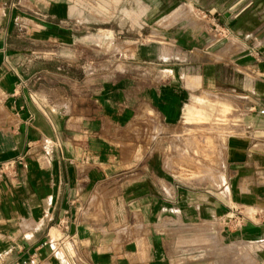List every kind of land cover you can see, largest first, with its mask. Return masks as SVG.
I'll return each instance as SVG.
<instances>
[{
	"label": "crops",
	"instance_id": "0c3cea01",
	"mask_svg": "<svg viewBox=\"0 0 264 264\" xmlns=\"http://www.w3.org/2000/svg\"><path fill=\"white\" fill-rule=\"evenodd\" d=\"M144 1L139 20L149 26L152 0ZM129 2L115 3L113 22H94L89 13L104 10L100 0H0V163L17 161L13 175H0V264H184L172 253L183 235L236 241L264 264L261 47L234 50L208 38L193 17L159 40H142L134 26L138 5ZM262 26L243 22L229 39L245 43L252 34L264 43ZM29 44L63 50L48 57L56 65L47 95L40 69L30 67L41 50ZM79 59H95L97 67L86 75L96 77L95 87L81 80L85 93L77 98L67 88L77 82L71 77ZM202 90L228 95L238 130L226 135L219 183L209 178L204 187L205 177L175 179L165 147L177 135V107L199 109ZM190 96L193 103L181 104ZM43 139L52 140L46 150ZM194 163L201 173L202 161ZM236 206L240 223L217 228ZM175 234L182 237L171 244Z\"/></svg>",
	"mask_w": 264,
	"mask_h": 264
},
{
	"label": "rangeland",
	"instance_id": "374dc122",
	"mask_svg": "<svg viewBox=\"0 0 264 264\" xmlns=\"http://www.w3.org/2000/svg\"><path fill=\"white\" fill-rule=\"evenodd\" d=\"M104 1L109 5H105ZM118 1L121 6L130 3V0H117L116 2L112 0H100V7L104 10L100 9L98 13L97 11H94V13L90 12L88 20L94 22L97 20H111L114 18L112 17L114 14L112 8L115 3L118 4ZM143 2L146 1L136 0L138 5L135 12L137 15V22L134 23L136 30L141 32L140 35L142 40H159L163 31L167 28L180 26L182 25V21L189 19L190 22L200 20V25L203 27L204 31L207 32L208 38H215L222 44L232 45V47L235 48L234 50H236L238 46H240V50H242V47L246 45L248 48L256 45L261 47V51L264 54V48H262L263 42H256V40L251 39L250 37H252V34L248 36L249 38H243L245 37L244 35L237 34L238 37L243 38L245 43L239 40L229 39L233 37L232 34L235 32L233 30L243 26V22L260 24L264 27V0H152V12L147 14V25L149 26H145L144 24ZM188 6L191 8H188ZM98 14H100L99 18H97ZM139 15H143L141 19L142 22L139 20ZM191 17L195 19L192 21ZM119 18L123 19L122 23L124 20L128 21V17L123 11H121ZM110 22H113V19ZM150 26L153 27L151 35L145 31V29L150 30ZM93 32H95V30H93ZM261 35H264V28H262ZM28 46L31 49L35 48L41 50V53L37 54L40 55V58L31 61L30 67L34 70L40 69V82L44 86L43 94L47 95L51 83L49 74L51 69L56 65L53 64L54 62L49 60L48 57L50 53H53V55L54 53L59 54L63 53V50L58 48L57 51H55V47L53 46V49H51L50 45L29 44ZM116 50H120V46H116ZM93 52H96V50H93ZM247 53H252L251 49H248ZM63 62L64 61L61 60L57 61V65L60 69L66 67ZM96 67L95 59L83 60V62L81 59L74 61L73 68L77 70V77L71 78L77 82L73 83V88L71 85V88H67V94L77 98L81 93L84 94V84L83 86L80 85L81 80L86 83L88 81L85 86L88 85L90 89H93L95 86L92 82L96 81V77L94 75H86L93 71L95 72ZM101 71L104 72L105 68ZM63 75L64 73L61 72V75L57 76V83L63 92H65L64 88L67 80ZM102 78L106 77L100 76V79ZM204 91L205 90H202L200 93H197L198 95L200 94L201 98L204 100L199 104L200 112L198 111L192 114L187 111L188 107H185L186 111L184 109V112H182L179 106L177 107V113L181 115L179 128L177 129V133H175L177 135L172 137L168 144L165 145L168 154L172 155H169V164L173 168L172 174L175 176V179L193 183L192 178L202 177L203 179V177H205L206 180L204 179L201 182V186L203 187L204 185L209 186L211 183L209 182V178L219 183V165L225 146L226 135L236 134L238 131L236 130L237 126L231 125L232 123H236L235 120L237 119V115L232 110V102L228 95L223 91L213 93L208 91V93H206ZM193 101L194 98L192 99L190 96L181 104H191ZM227 101L230 103L231 107H227ZM195 151L196 153L201 152L202 155H195ZM182 156H185L186 161H183ZM194 157L202 161L201 173L199 171L195 172L194 170L197 168L195 165L196 163H194ZM240 210V207L236 206V209L233 208L232 211L230 209L225 211L222 217L217 220V228L225 231V228L231 229L237 226L241 220L239 214ZM173 212L176 216L180 215L179 210ZM208 212L209 210L207 208H202L203 214H207ZM185 226H187L186 229L191 228L189 225ZM205 226L208 225L205 224L201 227L204 229ZM184 236V244H177L182 236L176 234L171 243L177 244L176 250L172 252L173 258L182 260L184 264H256L255 258L250 253L244 252L240 243L236 241L222 242L220 241V237L202 235L194 242L190 239V236L183 235V237Z\"/></svg>",
	"mask_w": 264,
	"mask_h": 264
},
{
	"label": "built area",
	"instance_id": "2783aa9c",
	"mask_svg": "<svg viewBox=\"0 0 264 264\" xmlns=\"http://www.w3.org/2000/svg\"><path fill=\"white\" fill-rule=\"evenodd\" d=\"M256 103H260V101H256ZM259 113H261V114L264 113V108L263 107H260L259 108ZM54 142H56V141H54ZM51 143H52V140H50V139H43L39 143L40 144V148L42 150H46ZM16 163H17V161H14V160H9V161H5V162L0 163V175H2V174H5V175H9V174L10 175H13V170L16 167ZM65 224H66V222L64 220H60L58 222V226L64 227Z\"/></svg>",
	"mask_w": 264,
	"mask_h": 264
},
{
	"label": "bare ground",
	"instance_id": "6f19581e",
	"mask_svg": "<svg viewBox=\"0 0 264 264\" xmlns=\"http://www.w3.org/2000/svg\"><path fill=\"white\" fill-rule=\"evenodd\" d=\"M197 101H198V103H202V101H204V100H203V98L199 97ZM187 111L192 113V114L197 113L198 111L200 112L199 109L193 108V107L187 109Z\"/></svg>",
	"mask_w": 264,
	"mask_h": 264
}]
</instances>
